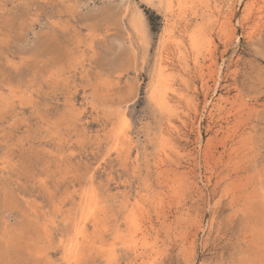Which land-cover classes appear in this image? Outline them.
<instances>
[{"label": "rangeland", "instance_id": "rangeland-1", "mask_svg": "<svg viewBox=\"0 0 264 264\" xmlns=\"http://www.w3.org/2000/svg\"><path fill=\"white\" fill-rule=\"evenodd\" d=\"M0 264H264V0H0Z\"/></svg>", "mask_w": 264, "mask_h": 264}, {"label": "bare ground", "instance_id": "bare-ground-1", "mask_svg": "<svg viewBox=\"0 0 264 264\" xmlns=\"http://www.w3.org/2000/svg\"><path fill=\"white\" fill-rule=\"evenodd\" d=\"M194 40V39H193ZM177 48V47H176ZM170 59V58H169ZM165 69V68H164ZM166 73V72H165ZM189 76V75H188ZM165 79V78H164ZM207 89V88H206ZM208 104V103H207ZM121 129V128H120ZM118 134V133H117ZM119 137V136H118ZM93 188V187H92ZM89 193V192H88ZM91 193V192H90ZM91 196V195H90ZM99 197V196H98ZM90 198V197H89ZM88 199V198H87ZM88 206V205H87ZM97 206V205H96ZM99 207V206H98ZM92 208V207H91ZM86 209V208H85ZM100 209V208H99ZM86 215V214H85ZM81 218V217H80ZM90 219V218H89ZM82 220H83V218H82ZM83 222V221H82ZM78 231V230H77ZM83 231V230H82ZM84 232V231H83ZM191 238V237H190ZM76 254V253H75ZM74 254V255H75Z\"/></svg>", "mask_w": 264, "mask_h": 264}]
</instances>
